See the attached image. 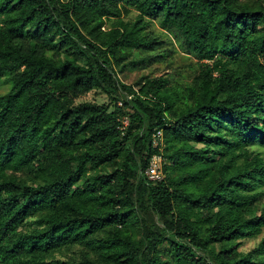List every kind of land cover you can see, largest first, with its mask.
<instances>
[{"label":"trees","instance_id":"obj_1","mask_svg":"<svg viewBox=\"0 0 264 264\" xmlns=\"http://www.w3.org/2000/svg\"><path fill=\"white\" fill-rule=\"evenodd\" d=\"M0 83V264H264V0H0Z\"/></svg>","mask_w":264,"mask_h":264},{"label":"rangeland","instance_id":"obj_2","mask_svg":"<svg viewBox=\"0 0 264 264\" xmlns=\"http://www.w3.org/2000/svg\"><path fill=\"white\" fill-rule=\"evenodd\" d=\"M137 78V75L133 74L130 75L127 80L125 81L127 84H132ZM122 80H125L122 76H121ZM8 89L7 85H2L0 83V94L6 92ZM86 102H92V103H97V104H108L109 103V99L108 97L103 94L100 90H94L92 92H90L89 94L82 96L81 98L76 100V104H81V103H86ZM262 237L257 239V240H252V241H248L246 242L241 248L240 250H243L245 252H249L250 250H252L253 248H255L258 243L261 241Z\"/></svg>","mask_w":264,"mask_h":264},{"label":"built area","instance_id":"obj_3","mask_svg":"<svg viewBox=\"0 0 264 264\" xmlns=\"http://www.w3.org/2000/svg\"><path fill=\"white\" fill-rule=\"evenodd\" d=\"M128 123H129L128 120L124 121L125 126L128 125ZM161 136H162L161 132H158V134L155 136L154 139L155 147H158L161 144L159 141V138H161ZM163 164H164V158L161 155L157 154L152 157L150 166L145 173L150 181L157 182L163 180L164 178Z\"/></svg>","mask_w":264,"mask_h":264}]
</instances>
